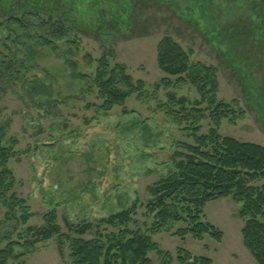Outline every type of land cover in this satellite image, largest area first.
Masks as SVG:
<instances>
[{"label": "rangeland", "instance_id": "1", "mask_svg": "<svg viewBox=\"0 0 264 264\" xmlns=\"http://www.w3.org/2000/svg\"><path fill=\"white\" fill-rule=\"evenodd\" d=\"M11 2L0 0V61L14 60L17 74L0 84V141L14 153L9 195L25 201L30 217L24 222L21 208L10 213L0 202V250L20 244L7 264H72L70 242L61 252L60 235L31 245L46 216L55 213L61 234L75 237L68 221H100L135 202L139 228L161 252L149 254L153 264L166 254L179 264V249L213 264H258L243 244L244 222L232 197L204 209L205 219L223 231L222 241L182 238L176 233L183 223L151 233L155 218L146 205L148 187L175 171L180 143L194 144L186 124L171 115L169 95L201 100L198 86L159 66L166 36L194 63L217 68L219 100L235 101L244 112L236 122L224 119L221 135L264 146V0H44L46 13L32 11L27 25L12 21L19 14L12 15ZM49 16L71 29L65 39L52 38L53 46L43 42L50 34L42 21ZM103 56L145 84L125 106L108 111L94 82ZM212 125L202 120L201 133Z\"/></svg>", "mask_w": 264, "mask_h": 264}, {"label": "trees", "instance_id": "2", "mask_svg": "<svg viewBox=\"0 0 264 264\" xmlns=\"http://www.w3.org/2000/svg\"><path fill=\"white\" fill-rule=\"evenodd\" d=\"M25 6L29 7L24 9ZM10 8L12 15L19 14L18 17H11L12 21L22 25H27L25 16L34 14L32 11L36 12V16L46 13L44 0H13ZM64 15L67 16V12ZM42 24L47 26L50 34L43 36V42L49 46L55 45L53 39H65L70 35L69 25L60 20L55 22L50 16ZM158 52L161 69L170 76H179L180 83L189 81L198 86L201 100L191 104L186 97L169 95L171 115L186 124L194 144L181 142L182 149L176 152L179 159L175 161V171L148 187L152 199L146 210L155 218L150 232L157 233L169 229L171 224L183 223L186 227L176 233L182 238L191 235L202 240L208 235L222 241L223 231L205 219L204 209L210 201L232 197L240 205L239 216L244 222L243 244L258 264H264V146L221 135L219 128L222 121L236 122L244 112H238L235 101L227 103L219 100L217 68L194 63L172 36L162 39ZM89 60L92 62V57ZM16 74L14 60L0 61V84ZM94 82L104 100L102 108L107 111L117 105L125 106L129 97L145 88L144 82L135 81L124 65L111 67L108 56L98 60ZM177 106L179 108L175 109ZM206 118H210L213 125L208 133H201L202 120ZM13 155V148L2 145L0 141V202L10 213L16 212L17 207L21 208L24 211L23 221L27 222L30 216L25 201L15 192L9 195L16 182L9 168ZM139 207V203L135 202L130 208L100 221L79 224L68 221L67 227L77 235L75 237L61 234V227L55 221L56 215L51 213L45 217L46 224L37 229V237L31 245L60 235L61 252L65 241L70 242L72 264H153L149 254L161 252L149 233L139 228L135 219ZM109 228L112 232L103 233ZM91 233L96 236L91 239L84 237ZM17 245L20 244L11 242L0 250V264H7L14 254L13 246ZM178 262L213 264L211 258L191 254L185 249H179ZM162 264H171L169 254H166Z\"/></svg>", "mask_w": 264, "mask_h": 264}]
</instances>
